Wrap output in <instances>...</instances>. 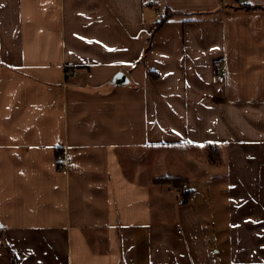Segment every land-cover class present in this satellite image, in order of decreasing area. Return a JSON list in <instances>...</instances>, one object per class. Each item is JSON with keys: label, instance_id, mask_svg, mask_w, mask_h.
<instances>
[{"label": "crops", "instance_id": "0c3cea01", "mask_svg": "<svg viewBox=\"0 0 264 264\" xmlns=\"http://www.w3.org/2000/svg\"><path fill=\"white\" fill-rule=\"evenodd\" d=\"M245 3L0 0V264H264V0ZM208 176L224 222L191 187Z\"/></svg>", "mask_w": 264, "mask_h": 264}, {"label": "rangeland", "instance_id": "374dc122", "mask_svg": "<svg viewBox=\"0 0 264 264\" xmlns=\"http://www.w3.org/2000/svg\"><path fill=\"white\" fill-rule=\"evenodd\" d=\"M188 184V182L185 184V190ZM191 187L197 190L203 200L208 203L210 202V210L213 213V217L216 218L217 221L221 219L224 222V216L222 215L224 210L223 198L219 199V194L223 193L224 189L220 187V184L218 185V183H215L213 181V177L208 176V178L205 179L204 182H195L191 185ZM196 201L198 203L202 202L200 198H196ZM200 207L206 208V206H204L203 204H200ZM220 223L222 222L220 221Z\"/></svg>", "mask_w": 264, "mask_h": 264}, {"label": "trees", "instance_id": "16d2710c", "mask_svg": "<svg viewBox=\"0 0 264 264\" xmlns=\"http://www.w3.org/2000/svg\"><path fill=\"white\" fill-rule=\"evenodd\" d=\"M237 2L240 3V8H253L245 3V0H237ZM165 19H163L159 25H161L162 22H164ZM58 167H62V160L60 159V155L58 156ZM158 184L166 185L170 190H177L183 197L184 202H188L189 197L191 196V191L185 190V184L187 183L186 179L184 178H175V177H163V178H157L154 180Z\"/></svg>", "mask_w": 264, "mask_h": 264}, {"label": "built area", "instance_id": "2783aa9c", "mask_svg": "<svg viewBox=\"0 0 264 264\" xmlns=\"http://www.w3.org/2000/svg\"><path fill=\"white\" fill-rule=\"evenodd\" d=\"M222 71H224V70L222 69ZM77 73H78L77 70H73V71H68L67 75H68V77H70V76H75Z\"/></svg>", "mask_w": 264, "mask_h": 264}]
</instances>
